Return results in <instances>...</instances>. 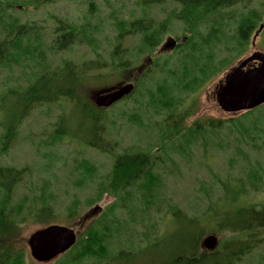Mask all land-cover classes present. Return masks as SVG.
<instances>
[{"label": "trees", "instance_id": "trees-1", "mask_svg": "<svg viewBox=\"0 0 264 264\" xmlns=\"http://www.w3.org/2000/svg\"><path fill=\"white\" fill-rule=\"evenodd\" d=\"M3 1L2 5L0 0V67L20 66L22 59L29 66L32 64L33 71L25 80L27 84L11 85L0 93V158L13 147L23 119L35 107L63 99L80 104L78 90L87 84L91 72L105 68H110L112 72L131 68L137 58L132 57L129 47H122L126 39L136 38L135 55H146L152 59L151 65L139 75V80L146 78L147 82L143 85L139 83L138 88L134 87L131 95L126 97V100L131 98L134 101L126 115L128 120L138 124L142 110L147 119L159 116L158 151L134 147H123L117 151L119 144L109 133L108 118L102 109H96L89 103L80 106L84 121L77 123L76 127L69 128L64 117H58L57 127L52 133L54 143L69 138L113 157L107 179L104 178L97 186V193L89 199L87 206L100 201L105 194L116 201L63 254L64 261L60 264H80L88 259L94 264L128 263L131 261L130 251L140 256L147 249L156 248L159 237L152 238L146 233L141 243L110 255L108 241L118 236L121 229L118 227L127 226L126 211L118 214L120 209L125 208L128 213L136 212L141 222L144 214H150L152 206H156V210H163L164 207L171 219L177 222L178 229L166 236L167 241L178 236L175 239L177 242L174 248L171 246V250L163 253L162 264H238L264 241V198L260 202L248 201L250 192L264 191V162L255 157L264 153V106L239 113L235 118L199 119L188 128L183 127L184 122L196 112V92L226 71L228 60L234 53L236 58L246 53L250 39L264 22V9L258 12L250 7V0H173L169 17L157 22L148 15V11L165 0H129L134 6L130 13L132 18L114 20L116 36L108 59L96 52V28L87 29L85 23L78 27L57 20L49 54L55 56L72 49L75 44L83 43L92 49L96 57L80 64L66 60L47 71L49 64L43 46L45 34L42 26L36 22L20 24L16 19L12 20L8 12L22 6L38 10L47 3H74L77 0ZM89 5L93 9V4L89 2ZM226 10L235 11L237 17ZM138 12L140 14L136 17ZM231 18L234 25L228 33L229 26L225 22ZM173 21L186 25L184 32L189 36L185 42L177 43L170 54L156 55L155 51ZM222 53L223 57L215 59ZM136 96L137 99H134ZM121 102L126 101L118 103ZM111 124L114 127V122ZM210 137L218 142L222 151L233 142L235 149L245 154L249 167L243 175L236 174L233 166L238 161L230 156L222 168V176L217 177L216 188L212 190L214 197H207L205 208L199 214L189 215L186 212L188 203L181 206L174 198L165 197L166 182L176 171L179 172L176 158L187 156L186 150L190 145H206V139ZM177 146L182 150H177ZM245 151H249L248 154ZM80 168L89 176L95 172L93 164L87 161L81 162ZM27 171L29 169L25 167L19 169L0 165V264H25V254L16 246L20 225L26 221L24 210H29L27 215L30 217L43 220L45 223L42 225L51 222H47L46 218L53 214L54 207L48 201L45 188L40 195L28 200L26 209L25 202L15 206L11 204L15 186L24 179ZM76 207L77 202L67 207L70 216ZM141 226L145 227L144 222ZM112 229H115L113 234L110 233ZM211 232L223 234V239L214 250L206 251L201 248L200 241ZM142 245H146L147 249ZM76 249V256H68Z\"/></svg>", "mask_w": 264, "mask_h": 264}, {"label": "rangeland", "instance_id": "rangeland-1", "mask_svg": "<svg viewBox=\"0 0 264 264\" xmlns=\"http://www.w3.org/2000/svg\"><path fill=\"white\" fill-rule=\"evenodd\" d=\"M1 1L3 5L4 1ZM128 1L77 0L74 3L63 1L44 4L38 10H30L22 6L20 9H10L8 13L12 20L16 19L20 24L36 22L38 26H42L45 34L44 38L46 39H44L43 46L47 51L46 58L49 64L47 71H50L63 64V61L66 60L80 64L88 60H93L96 57L92 49L83 43L75 44L72 49L61 51L55 56L49 54L48 51L52 48L53 31L57 26V20H64L78 27H81L85 23L87 29L96 28L98 30L94 34L98 42L96 52L105 59H108V54L113 47L116 36V29L113 26L114 20H129L132 18L130 17L132 16L130 13L134 10V6L132 2ZM89 2L93 4V9L90 8ZM172 2L173 0H165L160 5L152 6L148 11V15L155 18L157 22L168 18L172 12L174 3ZM248 4L250 7L256 8L258 12L264 9V0H250ZM18 5L21 6V4ZM226 11L233 17H237L238 15L233 10ZM136 14V17H138L140 12ZM262 17L264 19V15ZM226 23L229 26L228 33H231L234 25L233 18L227 20ZM261 24L263 25L261 31L254 39L253 44V37L250 39L246 53L243 52L244 54L242 53L243 55L241 54L242 56L240 58L237 57L238 59L236 58L237 54L234 53L232 59L228 60L226 71L196 92L197 94L194 95L196 97L194 99L196 112L191 114L184 122V128H188L194 121L199 119L227 120L238 116V114L234 115L223 112L217 105L215 94L220 84H222L225 74L239 60H243L254 51L259 50L264 52V22ZM186 27V25L178 21H173L168 25L167 32L163 35L155 54L167 55L172 52V49L166 51L161 48L168 38L176 40V44L185 42V38L189 36V33L184 32ZM225 30H227V27H225ZM136 45V38L126 39L122 44V47H129L128 50L132 54V57L137 58V61L128 70L112 72L110 68H105L99 72L90 73L87 84L82 85L78 90L81 98L80 104L69 102L67 99L59 100L57 103L42 104L41 106L35 107L33 109L34 111L23 119L13 147L6 156L3 155L0 158L1 166H12L19 169L25 167L29 169L24 179L15 186L11 201L12 206L25 202L24 209H26L29 205L28 200L40 195L42 193L41 190L45 188L44 192L48 197V201L54 207L53 214L46 218L47 222L51 221V225L57 224L73 228L78 239L84 236L88 227L92 226L107 212L110 204L116 202L115 198L109 194H105L100 201L92 206H87L89 199L96 195L97 186L102 183L104 178L107 179L113 157L94 151L69 138H64L54 143L52 133L57 127L58 117L60 116L64 117L69 128H72L73 125L76 127L77 123L84 121L82 119L83 113L80 110V106L83 103H89L94 108L99 109L93 104L91 99L93 92L95 93L105 88L114 87L116 84L123 82L133 83L135 87L139 83L143 85L147 82L146 78L143 81L139 80V75L151 65L152 59L150 58V62L146 64L147 66L137 76V69L145 64L147 56L144 55L143 57L141 55L139 57L135 55ZM223 56L224 53L218 55L215 59H220ZM19 62L21 63L20 66L11 68L0 67V93L11 85L23 86L27 84L25 80L28 74L30 73L31 75L33 71L32 64L29 66V63L24 62L22 59ZM187 92L189 93V91ZM137 97L134 99H137ZM122 101L126 102H117L118 104L113 108L102 109L104 116L108 118L109 133L118 141L117 151L123 147H134L144 150L153 149L152 152L158 151L159 149L156 144L159 136V127L157 126L159 116L154 115L151 120L147 119V115L144 116L142 110L140 113V124L132 123L128 120L126 114H129V110L134 101L131 98L126 100V97ZM113 122L114 127L111 124ZM206 141V145L200 143L190 145L189 149L186 150L187 156L184 158H176L177 164L179 165V172L176 171L166 182L165 197L169 196L174 198L181 206L188 203V210L186 212L189 215L199 214L205 208L204 204L207 201V197H214V191L212 190L216 188L217 177L222 176L224 172L222 168L226 165V161L230 156L238 161L233 166V171L236 174L243 175L249 167L245 154L238 152L233 142L227 150L222 151L218 147V142L211 137L206 139ZM176 148L177 150H182L178 146ZM204 150L206 153H203ZM248 152L245 151L246 154ZM205 155L206 157L204 158ZM254 155H252L251 159ZM255 157L260 159L261 162H264V153L260 156L256 155ZM86 161L95 167V172L91 176L87 175L80 168V163ZM230 172L232 173V170ZM250 195L249 202H260L264 198V191L250 192ZM74 202H77V207L73 215L70 216L67 212V207ZM119 204L120 201L118 202V206ZM96 205L100 207V212L90 219H84L87 212ZM35 206H37L36 203ZM122 210L126 211L125 220L127 226L118 227V229L121 228L117 233L118 236L115 235L110 241L107 240V248L110 250V255H113L119 249L132 248L141 240H145L144 236L148 233L152 238L159 237L156 248L149 250L146 245H142V248L147 249L143 255L136 256V253L130 251L128 254L131 257V261L119 264H162L161 258H164L167 250H171V246L174 248L177 242L175 239L178 236L173 237L169 241H167L166 237L178 229L177 222L171 219V215L166 213L164 207L163 210H156V206H152L151 210H149L150 214H144L141 222L136 212L128 213L125 208L120 209L118 214L124 212ZM24 211L26 221L20 225L16 246L24 252L25 264H40L31 259L26 241L33 231L50 224L42 225L45 223L43 220L39 221L27 215V211L29 210ZM142 222H144V228L141 226ZM114 232L115 229H112L110 233L113 234ZM208 235H213L217 238L216 247H218L220 240L223 239V234L211 232L206 233L203 238ZM262 238H264V233ZM77 250L72 251L68 256H76ZM63 256L61 255L43 264H60L64 261ZM94 263L93 260L88 259L86 261L82 260L80 264ZM238 264H264V241Z\"/></svg>", "mask_w": 264, "mask_h": 264}, {"label": "water", "instance_id": "water-1", "mask_svg": "<svg viewBox=\"0 0 264 264\" xmlns=\"http://www.w3.org/2000/svg\"><path fill=\"white\" fill-rule=\"evenodd\" d=\"M259 26L254 39L262 29ZM176 42L168 38L161 46L168 51L174 49ZM146 62H150L147 57ZM141 69H137V76ZM133 90L132 84H116L114 87L105 88L92 93L93 104L99 109L109 108L121 101ZM215 100L219 108L226 113L239 114L264 106V52L254 51L243 60H239L224 76L222 84L218 87ZM100 212L98 205L91 209L89 219ZM73 228L60 225H48L33 231L27 238V247L32 260L37 263H48L66 253L76 242ZM201 248L212 251L217 246V238L213 235L204 237L200 243Z\"/></svg>", "mask_w": 264, "mask_h": 264}, {"label": "bare ground", "instance_id": "bare-ground-1", "mask_svg": "<svg viewBox=\"0 0 264 264\" xmlns=\"http://www.w3.org/2000/svg\"><path fill=\"white\" fill-rule=\"evenodd\" d=\"M149 59H150V58H149ZM147 63H149V62H145V64H143V65L140 67V69L143 70V69L147 66V65H146ZM120 84H121V85L132 84V85H133V90H134V87H135L133 83H124V82H123V83H120ZM133 90H132V92H133ZM132 92H131V93H132ZM131 93H130V94H131ZM50 225H51V224H50ZM52 225H57V224H52ZM60 226H62V225H60ZM69 228H70V227H69ZM75 234H76V233H75ZM76 236H77V235H76Z\"/></svg>", "mask_w": 264, "mask_h": 264}, {"label": "flooded vegetation", "instance_id": "flooded-vegetation-1", "mask_svg": "<svg viewBox=\"0 0 264 264\" xmlns=\"http://www.w3.org/2000/svg\"><path fill=\"white\" fill-rule=\"evenodd\" d=\"M90 212H91V210H89V211L87 212V214H86V215H89V214H90ZM94 216H95V215H94ZM94 216H92V217H94ZM92 217H91V218H92ZM89 219H90V218H89Z\"/></svg>", "mask_w": 264, "mask_h": 264}]
</instances>
